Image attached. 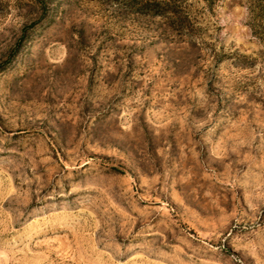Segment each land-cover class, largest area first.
Wrapping results in <instances>:
<instances>
[{"label": "rangeland", "instance_id": "rangeland-1", "mask_svg": "<svg viewBox=\"0 0 264 264\" xmlns=\"http://www.w3.org/2000/svg\"><path fill=\"white\" fill-rule=\"evenodd\" d=\"M174 1L0 0V264H264V29Z\"/></svg>", "mask_w": 264, "mask_h": 264}, {"label": "trees", "instance_id": "trees-1", "mask_svg": "<svg viewBox=\"0 0 264 264\" xmlns=\"http://www.w3.org/2000/svg\"><path fill=\"white\" fill-rule=\"evenodd\" d=\"M247 11L250 15L248 24L251 34L256 35V26L264 29V0H246ZM138 11L146 13L149 16L162 17L169 19L172 26H175L185 32L192 29L186 12L176 5L174 0H140Z\"/></svg>", "mask_w": 264, "mask_h": 264}]
</instances>
